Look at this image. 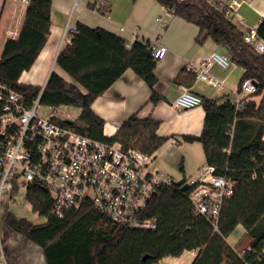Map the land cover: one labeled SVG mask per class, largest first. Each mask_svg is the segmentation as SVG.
<instances>
[{
	"label": "trees",
	"instance_id": "1",
	"mask_svg": "<svg viewBox=\"0 0 264 264\" xmlns=\"http://www.w3.org/2000/svg\"><path fill=\"white\" fill-rule=\"evenodd\" d=\"M156 1L173 15L198 26L196 43L203 44L211 38L227 49L232 61L244 69L239 88L248 78L257 83L256 93L246 96L244 105L239 108L226 95L203 97L206 115L202 133L198 136L183 135L185 141L202 143L206 163L215 167L216 174L236 181V191L223 209V220L229 205L234 204L241 194L264 191V53H255L245 43V32L233 22L232 15L228 14L229 6L224 3L214 5L209 0ZM89 6L100 12L102 10L99 3ZM52 10L53 0H33L19 37L9 39L5 44L0 58V80L23 93L28 104L43 89L42 103L80 108L77 119L68 122L78 132L109 143L120 142L125 148L134 147L146 153L159 150L169 140V137L158 134L159 119L152 116L141 118L136 113L124 120L114 134L107 135L105 120L93 109L94 101L128 69L134 70L150 87L151 101L154 104L159 102L161 95L155 89L158 59L154 58L151 48L144 41L136 40L129 47L114 32L77 22V32L69 34L68 41L58 53L57 64L85 92L76 84H67L55 71L51 72L44 88L19 81L22 72L32 67L47 41ZM257 30L264 38V18ZM257 96H262L260 102L254 99ZM187 195L180 182L161 189L147 212V217L156 218L157 227L143 230L114 223L90 204L80 209H67L60 216L54 212L55 199L51 191L41 185L30 184L26 198L33 211L45 220L35 223L6 209L3 222L15 233L38 245L46 264H103L100 258L102 249L119 244L129 236L149 237L152 243H158L163 236L172 237L180 228L192 224L199 223V231L212 229L205 218L195 214ZM167 207L180 209L174 215V221H167L161 214V209ZM190 232L172 244L163 241L153 253H147V258L144 259V254L134 264H159L166 257H180L186 250H195L198 240L195 241ZM247 234L252 247H264V214ZM239 263L264 264V260L247 251Z\"/></svg>",
	"mask_w": 264,
	"mask_h": 264
},
{
	"label": "built area",
	"instance_id": "2",
	"mask_svg": "<svg viewBox=\"0 0 264 264\" xmlns=\"http://www.w3.org/2000/svg\"><path fill=\"white\" fill-rule=\"evenodd\" d=\"M33 0H0V26L9 4L19 7V18L8 39H17L19 29ZM240 5L233 0L229 14ZM162 21L161 18H159ZM76 24H67L66 33L77 32ZM244 41L255 53H264V38L257 27L248 29ZM154 58L161 59L167 48L152 37L145 41ZM233 64L230 54L213 52L194 65H188L197 80L214 87H223L224 81L212 75L216 67L229 68ZM45 86V85H44ZM44 86L42 88H44ZM42 91L31 102L0 80V264H9L3 245L2 201L6 191L12 193L30 184L41 185L51 191L55 199L54 212L62 216L67 209H80L90 204L119 225L129 229L154 230L156 218L147 217L149 206L161 189L180 182L181 189L189 184L187 197L197 216L205 218L216 234L221 233L222 213L236 191V181L215 173L208 164L181 181L153 167L155 152L146 153L138 148H125L122 143H109L78 132L68 124L67 110L51 106L46 115L39 111ZM257 84L244 80L232 101L242 107L245 97L255 94ZM174 104L189 109L203 104V97L186 86H181ZM63 113V114H62ZM254 252L264 260V247L249 245L244 254Z\"/></svg>",
	"mask_w": 264,
	"mask_h": 264
},
{
	"label": "crops",
	"instance_id": "3",
	"mask_svg": "<svg viewBox=\"0 0 264 264\" xmlns=\"http://www.w3.org/2000/svg\"><path fill=\"white\" fill-rule=\"evenodd\" d=\"M209 1L214 5L221 2L229 6L233 0ZM238 1L240 5L232 14L233 22L244 32L258 27L264 18V0ZM95 3L100 4L101 12L90 8L89 5ZM66 17L68 18L65 22ZM77 22L114 32L122 37L129 47L136 40L145 42L154 37L159 45L168 49L166 55L157 60L158 80L155 89L161 95L157 104L151 101L150 87L132 69L126 70L94 101L93 109L105 120V133L114 134L121 123L133 114L137 113L141 118L152 116L161 121L158 134L169 137L165 145L155 152V169L174 177L179 175L180 167L183 175L191 176L207 164L202 143L185 141L183 138V135L198 136L202 133L206 115L203 105L183 109L176 106L174 100L180 94L182 85L202 97L215 98L226 95L232 99L239 89L244 73L242 67L233 62L229 68L216 67L212 70V75L224 81L223 87H217L213 94L204 86L207 82L197 80L194 72L188 69V65L198 63L213 52H220L219 48L225 51L222 53H227V49L211 38L203 44L196 43L198 26L173 15L156 0H53L47 41L32 67L20 76V82L44 86L51 72L55 71L67 84H76L85 92V89L57 64L58 53L69 39V33L65 32L67 24ZM261 98L262 96L254 97L257 102H260ZM3 224L1 234L9 264H46L38 245Z\"/></svg>",
	"mask_w": 264,
	"mask_h": 264
},
{
	"label": "rangeland",
	"instance_id": "4",
	"mask_svg": "<svg viewBox=\"0 0 264 264\" xmlns=\"http://www.w3.org/2000/svg\"><path fill=\"white\" fill-rule=\"evenodd\" d=\"M18 11L19 7H17L16 4H9L6 7L3 21L0 26V58L4 52L9 31L14 30L16 27L19 18ZM68 17H66L65 22ZM21 29L22 25L19 32H21ZM218 51L225 52L223 48H219ZM204 86L211 94L217 90V87L207 83L204 84ZM233 96L236 97L235 95ZM50 108L51 105L42 103L39 111L42 115H46L49 113ZM58 110L59 112L67 110L68 113L66 116L72 120H76L81 112L79 108L73 106L59 108ZM178 171L179 175H174L176 181H181L185 176L189 177L190 175H183L180 167H178ZM2 204V214H4L6 209H9L18 217H26L35 223L45 220V217L33 211L31 203L26 198L25 187L21 188L19 192L12 193L6 191L3 196ZM179 210L178 207L162 208L161 214L164 215L167 221H174L173 217ZM263 214L264 191L241 194V196L235 200L234 204L231 203L229 205L225 212V218L222 220L221 234L214 233L212 229L199 231L197 228L200 224L197 223L194 225L192 224V226L180 228L172 237L163 236L158 243H152L149 237L129 236V238L119 244H112L104 247L100 252L101 262L103 264H134L144 254L153 253L163 241L172 244L176 239L184 237L186 233L191 231L190 233L194 235L193 239L195 241L198 240V246L201 245L202 248L200 249V246H197L195 250H192L193 253L191 250H186L180 257H166L162 259L159 264H193L194 262L196 264H240L239 259L242 258L245 249L251 244V238L247 232L256 224ZM3 223L4 222H2V225L4 227Z\"/></svg>",
	"mask_w": 264,
	"mask_h": 264
},
{
	"label": "water",
	"instance_id": "5",
	"mask_svg": "<svg viewBox=\"0 0 264 264\" xmlns=\"http://www.w3.org/2000/svg\"><path fill=\"white\" fill-rule=\"evenodd\" d=\"M256 83V82H255ZM257 84V83H256ZM189 189V184H184L183 186H182V190L183 191H187ZM149 256V254H146L145 256H144V259L145 258H147Z\"/></svg>",
	"mask_w": 264,
	"mask_h": 264
}]
</instances>
